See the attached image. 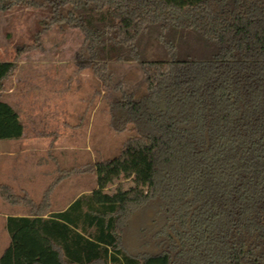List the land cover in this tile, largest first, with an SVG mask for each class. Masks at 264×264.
Masks as SVG:
<instances>
[{
	"label": "trees",
	"instance_id": "trees-1",
	"mask_svg": "<svg viewBox=\"0 0 264 264\" xmlns=\"http://www.w3.org/2000/svg\"><path fill=\"white\" fill-rule=\"evenodd\" d=\"M15 7L45 12L35 37L80 31L77 59L105 88L126 63L144 89L109 102L130 136L63 211L0 183L28 213L7 218L0 264H264V0H0ZM27 48L0 61V94ZM23 132L0 99V140Z\"/></svg>",
	"mask_w": 264,
	"mask_h": 264
},
{
	"label": "rangeland",
	"instance_id": "rangeland-1",
	"mask_svg": "<svg viewBox=\"0 0 264 264\" xmlns=\"http://www.w3.org/2000/svg\"><path fill=\"white\" fill-rule=\"evenodd\" d=\"M45 15L17 7L0 13V61L14 60L17 46L29 47L4 82L0 99L12 106L23 125L20 140L29 151L23 170L31 178L22 185H29L28 195L35 202L49 190L50 211H60L96 188L89 168L98 159L116 156L130 136L115 132L109 102L122 90L138 95L144 82L136 64L112 63L111 86L105 88L77 59L83 43L80 31L53 26L34 36ZM9 141L16 142L0 140V145ZM10 161L0 157V166ZM119 183L132 185L129 180ZM116 184L105 192L112 193Z\"/></svg>",
	"mask_w": 264,
	"mask_h": 264
},
{
	"label": "crops",
	"instance_id": "crops-1",
	"mask_svg": "<svg viewBox=\"0 0 264 264\" xmlns=\"http://www.w3.org/2000/svg\"><path fill=\"white\" fill-rule=\"evenodd\" d=\"M23 136V135H22ZM21 139V138H20ZM20 139L14 141L5 142L4 145H0V157L11 160L10 163L6 162L0 166V181L2 184L9 185L14 188L17 193L29 192V185L23 186L22 182L29 181L30 175L24 172L23 165L29 156L28 145L23 143ZM1 144V143H0ZM32 182H36V174H33ZM27 182V181H26ZM84 194V193H82ZM80 194V195H82ZM79 195V196H80ZM77 196L76 198H78ZM74 198L72 201H74ZM71 201V202H72ZM0 257L2 253L7 249L10 244V237L6 231V220L8 217H26L27 211L22 207H11L2 201H0ZM69 202L62 210L66 209ZM7 206V207H6ZM8 208V209H7ZM59 212V211H51Z\"/></svg>",
	"mask_w": 264,
	"mask_h": 264
}]
</instances>
